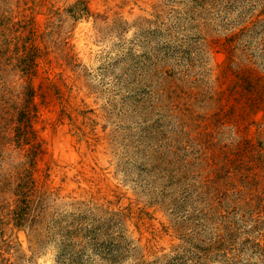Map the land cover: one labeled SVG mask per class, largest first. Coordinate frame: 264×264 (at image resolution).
Masks as SVG:
<instances>
[{
	"label": "rangeland",
	"instance_id": "374dc122",
	"mask_svg": "<svg viewBox=\"0 0 264 264\" xmlns=\"http://www.w3.org/2000/svg\"><path fill=\"white\" fill-rule=\"evenodd\" d=\"M0 264H264V0H0Z\"/></svg>",
	"mask_w": 264,
	"mask_h": 264
}]
</instances>
